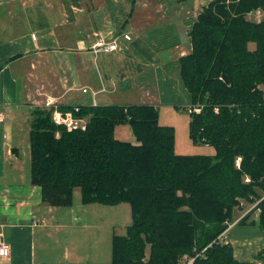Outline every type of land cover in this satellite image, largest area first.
<instances>
[{
  "label": "trees",
  "instance_id": "1",
  "mask_svg": "<svg viewBox=\"0 0 264 264\" xmlns=\"http://www.w3.org/2000/svg\"><path fill=\"white\" fill-rule=\"evenodd\" d=\"M256 11L259 22L247 18ZM196 16L179 78L189 106L200 108L188 113L189 138L213 156L176 154L174 128L150 105L78 106L88 125L71 132L51 121L52 108L31 112L30 182L43 203L70 207L79 189L83 204L129 205L131 222L113 235L108 264H179L196 254L192 264H264V252L239 262L229 243L211 244L241 201L264 193V0H208ZM120 124L136 143L115 139ZM259 206L264 229V200ZM253 213L238 224L254 225Z\"/></svg>",
  "mask_w": 264,
  "mask_h": 264
},
{
  "label": "crops",
  "instance_id": "2",
  "mask_svg": "<svg viewBox=\"0 0 264 264\" xmlns=\"http://www.w3.org/2000/svg\"><path fill=\"white\" fill-rule=\"evenodd\" d=\"M178 1L161 12L168 0H0V232L10 247L0 264L111 262L112 237L131 219L130 207L83 204L79 189L70 207L43 203L30 182L31 112L48 99L57 107L186 110L179 59L190 52L193 17ZM99 39L118 49L97 51ZM251 221L228 232L239 262L264 252V229Z\"/></svg>",
  "mask_w": 264,
  "mask_h": 264
},
{
  "label": "rangeland",
  "instance_id": "3",
  "mask_svg": "<svg viewBox=\"0 0 264 264\" xmlns=\"http://www.w3.org/2000/svg\"><path fill=\"white\" fill-rule=\"evenodd\" d=\"M175 1H177V0H172V1L168 0L167 3H162V5H160L161 7L159 6V8H158L159 11H161V12H163L164 10H165V12L170 11L169 8L171 7V5L169 4V2H171V4L174 5ZM206 1H208V0H182V2L180 1L179 3L182 4L183 16L184 17H187V16L193 17V20H195V18L197 17L196 16L197 13L200 11L202 5H204L206 3ZM181 4H179V6ZM247 18L251 21L259 22L262 18V12L256 11L254 13H251L247 16ZM162 25L163 24H158L156 27L159 28ZM190 27H191V25H190ZM152 28H154V27H152ZM189 30H190V28H189ZM189 30H188V32H189ZM151 31L153 33H155L153 29ZM159 31H160V29L157 30V33H159ZM161 31L165 32L163 29ZM185 32H186V30H185ZM187 48H190V45H187ZM248 49L250 51H253L255 49V44L249 43ZM189 51H191V49H189ZM260 89L264 93V87L260 86ZM184 100H186V99H184ZM134 102H140V101L138 99H136V100H134ZM195 107L199 108L198 105ZM185 108H187V107H185ZM158 110H159V124L171 126L175 130V141H174L175 149L174 150H175L176 154L207 155V156H213L215 154V151L212 147H210L208 145H203L200 143L195 144L190 140L189 131H188V124L190 121V116L184 108L162 106ZM114 137L117 140L131 142L133 140V135H132L130 126L128 124L117 125L115 127ZM245 182L248 183L249 179L245 180ZM259 194H261L260 195L261 197L264 196V193H262L261 191H259ZM241 202L243 204L242 207L239 204L238 207H235L233 209L231 219H230V221H228L229 223H227V226L231 223H234L235 221L239 222L241 219H243V218H241V215L243 214V212L246 209H249L256 201L255 202L241 201ZM121 205H122V207H126V209H129L128 204L122 203ZM253 218L254 219L257 218L259 220L258 214L253 213V215H249L248 222L251 221ZM130 222H131V219H128V222H126L124 225H120L118 227V230L116 231L117 234H119V235L123 234L122 232L125 230V227ZM221 244H224V243H221ZM256 263H262V262L256 261L255 264ZM179 264H182V259L180 260Z\"/></svg>",
  "mask_w": 264,
  "mask_h": 264
},
{
  "label": "built area",
  "instance_id": "4",
  "mask_svg": "<svg viewBox=\"0 0 264 264\" xmlns=\"http://www.w3.org/2000/svg\"><path fill=\"white\" fill-rule=\"evenodd\" d=\"M124 39L129 40L130 37L129 35H124ZM95 49L97 51H103V52H112L116 51L118 49V45L116 41L112 40L110 42H105L102 39H99L97 43L94 45ZM85 92L86 90L83 89ZM45 108L50 109L52 108V114H51V121L57 125L63 127L66 131L71 132V131H84L87 128L88 125V118L87 117H78L76 114L79 112V107L75 106L71 111H66V112H61L58 110L57 106L55 103L51 100H47L45 102ZM187 113H198L200 112V109L198 107H187L186 108ZM5 118V113L0 107V122L3 121ZM239 162L240 159L238 158L236 160V166L237 168L239 167ZM245 180H248L246 178ZM264 200V196L261 197L258 201H256L249 209H246L243 214L241 215V218H244L247 214L250 213V211L254 210L255 214H258L260 216L261 214V209L259 206V203ZM242 202H240V206L242 207ZM240 218V219H241ZM239 219V220H240ZM238 223V221H235L234 223H231L227 226L225 230H223L216 240H214L211 244L213 243H228V232L231 229V227ZM210 244V245H211ZM10 254V247L9 245L4 241L3 239V234L0 232V259L2 258H7ZM199 256V254H196L194 257H187L183 256L182 259V264H192L195 257ZM256 264H262V263H256Z\"/></svg>",
  "mask_w": 264,
  "mask_h": 264
}]
</instances>
